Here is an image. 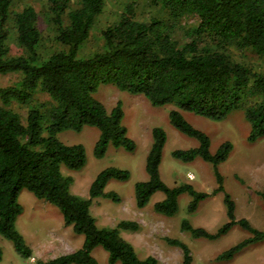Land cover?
Returning <instances> with one entry per match:
<instances>
[{
  "label": "trees",
  "instance_id": "trees-1",
  "mask_svg": "<svg viewBox=\"0 0 264 264\" xmlns=\"http://www.w3.org/2000/svg\"><path fill=\"white\" fill-rule=\"evenodd\" d=\"M138 1L127 3L119 18L101 31L103 44L98 50L79 57L104 11L105 0H48L46 17L58 48L47 56L40 51L43 34L36 8L28 4L14 11L11 0H0V75L20 76L15 84L0 87V236L11 242L23 259L33 257L32 247L17 228L23 213L19 198L25 190L54 205L63 225L83 237L81 247L73 252L35 264H99L92 255L99 246L107 252L109 264L159 263L153 256L140 259L135 247L122 237L121 231L137 232L138 223L120 221L116 227H99L91 213L93 199L120 201L117 193H107L105 188L111 180L127 181L128 170H102L90 185L88 198L72 193L74 180L63 172L82 169L87 158L83 145L59 140L62 131L97 128L96 158H103L109 145L129 152L136 149L123 124L121 103L108 110L96 99L100 85L141 95L155 107L173 104L176 108L169 112L170 124L197 141L195 147L173 151V158L209 163L218 183L211 194L187 183L169 187L160 175L167 135L155 127L145 165L148 179L134 187L139 209L161 192L165 197L154 203L153 210L173 217L179 209V197L187 194L188 212L193 214L201 202L224 193L218 168L228 159L231 143L224 142L212 153L209 137L194 128L182 111L221 121L242 109L250 125L249 141L264 137V74L233 56L235 51L251 52L264 59V0H143L163 13L143 19L137 13ZM189 17L195 23L180 39L177 30ZM12 43L20 54H11ZM36 93L46 94L49 100L32 104ZM11 101L30 105L25 119L8 108ZM258 194L264 204V190ZM223 203L227 222L215 232L194 227L188 220L182 221L180 229L193 239L211 242L236 226L243 229L249 236L215 258L231 261L246 247L263 243L264 229L255 228L246 218L237 219L230 195L224 193ZM165 240L181 249L182 264H193L185 243Z\"/></svg>",
  "mask_w": 264,
  "mask_h": 264
},
{
  "label": "rangeland",
  "instance_id": "rangeland-1",
  "mask_svg": "<svg viewBox=\"0 0 264 264\" xmlns=\"http://www.w3.org/2000/svg\"><path fill=\"white\" fill-rule=\"evenodd\" d=\"M131 1L105 0L104 11L98 16L89 38L82 45L79 57H85L84 55H89L101 47L103 44L101 31L119 18L125 5ZM11 2L14 11H19L28 4L36 8L39 14V29L43 34L41 53L47 56L57 49L54 31L46 17L48 0H11ZM138 2L137 13L141 19L163 16L161 11L149 7L146 1ZM194 23V18H186L181 28L177 30V37L182 39L186 28ZM11 47L12 55L20 54V49L15 43H12ZM233 56L237 61L244 62L255 71L264 74V59L258 55L235 51ZM19 79L18 74L0 75V87L11 86ZM95 97L108 110H111L118 102L121 103L125 113L123 124L128 130V136L136 143V149L133 152L109 145L105 156L96 158L94 150L100 136L97 128L85 127L81 132L66 130L58 134L59 140L63 143L81 144L86 151L87 162L82 169L63 170L74 180L71 187L73 194L88 198L93 180L108 167H117L130 172V178L127 181L111 180L105 188L107 193H117L120 197L119 202L109 198L92 200L91 213L99 227H116L120 221L138 223L140 229L137 232L121 231V235L135 247L140 259L153 256L158 260V264H182L181 249L170 246L166 238L185 243L191 250L193 264H264V242L246 247L231 261L215 259L219 253L249 236L238 226L220 240L213 242L193 239L180 229L182 221L188 220L194 227L215 232L227 222L223 203L224 193L233 199L237 219L246 218L255 228L264 229V204L258 194L264 190V137L255 142L249 141L250 125L242 109L230 112L221 121L209 120L190 112H181L194 128L209 137L212 153H215L224 142L231 143L232 150L228 159L218 168L223 178L224 193L211 196L201 202L198 210L193 214L188 212L190 196L183 194L179 197L177 214L166 217L153 210L154 203L165 197L161 192L156 193L143 209L137 208L135 203V184L148 179L145 165L152 143V129L160 127L167 135L160 175L169 187L187 183L198 191L211 194L218 187L212 166L201 159L183 162L173 158V151L197 146L195 139L183 135L170 124L169 112L176 108L173 104L155 107L143 96L120 91L113 85H100ZM48 100L49 97L46 94L36 93L32 104ZM0 105H3L1 101ZM29 106L16 101L8 104V108L18 113L22 119L26 118ZM19 202L23 207V213L18 218L17 228L24 236L26 243L32 247L33 257L23 259L15 252L12 243L0 236L2 252L0 264H35L38 260L47 261L81 247L83 237L75 234L71 227L63 225L62 215L54 205L37 199L25 190L21 192ZM92 255L99 264H109L108 254L102 247H97Z\"/></svg>",
  "mask_w": 264,
  "mask_h": 264
}]
</instances>
